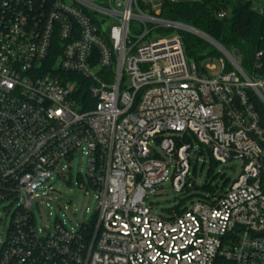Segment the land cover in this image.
Instances as JSON below:
<instances>
[{"label":"built area","instance_id":"2783aa9c","mask_svg":"<svg viewBox=\"0 0 264 264\" xmlns=\"http://www.w3.org/2000/svg\"><path fill=\"white\" fill-rule=\"evenodd\" d=\"M180 1L0 0V205L18 202L0 264H264V50L248 74L213 44L224 57L210 59L211 75L179 34L147 40L186 29L161 15ZM88 79L91 102L78 97ZM186 137L242 171L221 193L155 215L147 199L164 182L188 185ZM79 152L94 218L37 228L54 173Z\"/></svg>","mask_w":264,"mask_h":264},{"label":"rangeland","instance_id":"374dc122","mask_svg":"<svg viewBox=\"0 0 264 264\" xmlns=\"http://www.w3.org/2000/svg\"><path fill=\"white\" fill-rule=\"evenodd\" d=\"M252 2L256 8H261L264 4V0H252ZM184 31L188 30L184 29ZM170 34L177 35L178 29L155 31L147 37V40L158 39ZM210 45L216 48L212 43ZM219 57H224V55L220 52ZM205 64L215 66V69L210 71L211 75L218 74V68H220L218 59L206 60ZM240 64L248 74H251V64L248 62L247 57L241 58ZM228 67L230 66L228 65ZM192 146L194 151L200 152V156L195 163V168L193 169V166H191L188 186L182 191H176L171 180L164 182L147 199V203L152 207L153 214L165 216L168 215L171 209L183 208L192 201L213 196L214 194L209 188H206L209 185L216 190V193H221L241 173L243 162L240 159H232L225 163L216 162L213 160L209 148L196 139H192ZM157 150L159 151L158 147ZM64 164L67 163H62V165ZM68 164L70 167L63 174L54 173L55 178L52 184L56 192L50 202L52 207L46 208L42 204L41 213L36 212L35 224L37 228L49 230L57 219H60L64 220L66 226L70 229L71 227H78L82 223H89L94 218L97 210L96 192L92 188L87 189L85 186L89 184L87 157L79 152ZM224 179H227L228 183L223 188ZM17 203V201L7 200L0 205V248L6 240L11 225L12 213L17 207ZM49 212L52 213L51 216Z\"/></svg>","mask_w":264,"mask_h":264},{"label":"trees","instance_id":"16d2710c","mask_svg":"<svg viewBox=\"0 0 264 264\" xmlns=\"http://www.w3.org/2000/svg\"><path fill=\"white\" fill-rule=\"evenodd\" d=\"M223 10L227 11L228 15L225 18H218L217 13ZM262 10V13L256 10L252 0H184L166 4L161 15L165 19L202 31L226 50L238 52L240 58L247 57L253 73L255 55L258 51L264 50V4ZM178 34L184 42L190 60L200 63L211 58H219L220 52L207 40L184 30H178ZM82 84L86 87L88 85V93L86 88H81L78 91L79 100L82 101L88 96V102H91L89 92L91 81L88 79V82L83 81ZM184 141L192 143L191 137H186ZM213 160L216 161L214 158ZM227 183V179H224L222 187L224 188ZM206 188L216 194L211 185ZM174 209L180 212L182 207Z\"/></svg>","mask_w":264,"mask_h":264},{"label":"water","instance_id":"95a60500","mask_svg":"<svg viewBox=\"0 0 264 264\" xmlns=\"http://www.w3.org/2000/svg\"><path fill=\"white\" fill-rule=\"evenodd\" d=\"M186 30L192 32L193 34L200 36L201 38L207 40L208 42L212 43V44H218L217 41H215L213 38H211L210 36H208L207 34L203 33L202 31H199L193 27L187 26L186 25ZM236 58H239V54L238 52H234ZM192 155L194 156V158L192 159V166L193 169L195 168V163L197 162L199 156H200V152H193Z\"/></svg>","mask_w":264,"mask_h":264}]
</instances>
